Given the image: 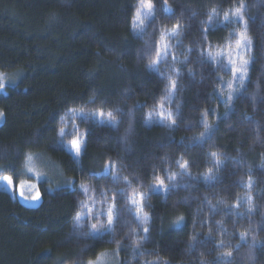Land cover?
Masks as SVG:
<instances>
[{"label": "trees", "instance_id": "trees-1", "mask_svg": "<svg viewBox=\"0 0 264 264\" xmlns=\"http://www.w3.org/2000/svg\"><path fill=\"white\" fill-rule=\"evenodd\" d=\"M174 29L176 56L153 68ZM239 33L249 63L231 88L212 53ZM16 71L0 92L15 185L0 264H264V0H0V72ZM39 156L56 176L29 204L18 185Z\"/></svg>", "mask_w": 264, "mask_h": 264}, {"label": "rangeland", "instance_id": "rangeland-1", "mask_svg": "<svg viewBox=\"0 0 264 264\" xmlns=\"http://www.w3.org/2000/svg\"><path fill=\"white\" fill-rule=\"evenodd\" d=\"M238 9H235L233 12L234 15H238ZM148 7L146 4L141 3V8L139 12L136 14V22H140L144 16H147ZM177 40V30H170L166 32L160 41L159 44V56L156 60L153 68H156L158 63L166 58L168 55L175 57V50H177L178 45ZM213 58L215 59H223L227 62L232 70V79L230 83V87L240 86L242 81L245 79L246 75V68L249 63L248 58V44L239 33L238 39L234 46H227L224 45L215 49L212 53ZM20 80V73L19 72H12V73H3L0 72V92H5V88L7 86H14ZM99 121L101 123H108L114 124V121L110 119L107 115H99ZM3 122V114L0 110V124ZM78 142L79 140H75L70 145V150L73 155L78 154ZM56 166L47 160L43 156H39L38 158L33 157L29 160H26L24 172L25 177L20 181L18 188L19 194L26 203H33L39 195V182L42 180H53L56 176ZM56 187L61 186L55 184ZM63 186H71V182H67L66 185ZM0 190H3L10 194L12 198L15 197V185L12 179L8 176L0 177ZM134 207V213L137 219L140 221L141 226H144L147 223V217L143 212V207L141 204V197L136 196L135 199L132 201ZM112 221H113V213L111 210L107 212L106 221L102 226V232L109 231L112 228ZM90 264H115L112 261L111 255L108 253L102 254L95 262Z\"/></svg>", "mask_w": 264, "mask_h": 264}, {"label": "water", "instance_id": "water-1", "mask_svg": "<svg viewBox=\"0 0 264 264\" xmlns=\"http://www.w3.org/2000/svg\"><path fill=\"white\" fill-rule=\"evenodd\" d=\"M36 197H38V196H36Z\"/></svg>", "mask_w": 264, "mask_h": 264}]
</instances>
